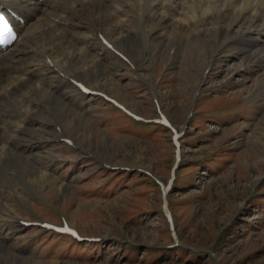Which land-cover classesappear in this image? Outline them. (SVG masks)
I'll list each match as a JSON object with an SVG mask.
<instances>
[{
	"label": "rangeland",
	"instance_id": "374dc122",
	"mask_svg": "<svg viewBox=\"0 0 264 264\" xmlns=\"http://www.w3.org/2000/svg\"><path fill=\"white\" fill-rule=\"evenodd\" d=\"M127 16L117 35L130 39L120 49L132 67L89 45L76 54V65L52 78L54 87L65 82L68 101L57 114L43 106L24 135L20 147L33 165L20 177L9 175L20 162L0 152V264H264V78L254 80V62L229 77L245 58L230 43L216 53L231 36L220 38L218 20L176 27L159 18L144 24L136 12ZM105 32L115 43L114 30ZM179 33L183 39L169 48ZM66 75L144 118L157 117V100L183 131L182 158L167 196L173 231L157 184L166 183L174 165L168 130L135 125L102 98L82 96ZM52 131L63 137L53 138ZM62 219L100 241L76 242L20 224Z\"/></svg>",
	"mask_w": 264,
	"mask_h": 264
},
{
	"label": "bare ground",
	"instance_id": "6f19581e",
	"mask_svg": "<svg viewBox=\"0 0 264 264\" xmlns=\"http://www.w3.org/2000/svg\"><path fill=\"white\" fill-rule=\"evenodd\" d=\"M134 12L144 24L146 20L159 18L176 27L206 26L218 20L220 38L228 35V31L231 36L217 47L216 53L230 43L245 58L239 67L232 61L235 67L229 71V77L235 78L240 74L238 68L254 62L257 70L254 80L264 78V0H0V14L18 32V39L11 46L0 48V152L9 157L10 163L15 159L20 162L19 167L7 174L20 177L23 169L33 165L30 152L26 154L28 150L20 144L24 135L32 132L42 107L57 114L64 106L60 102L68 101L62 79L57 87L52 86L54 75L58 76L67 64L76 65V54L85 53L89 45L94 51H110L99 39L100 34L115 50L128 56L120 48H127L130 39L117 34L125 21L122 16L132 17ZM111 30L115 43L105 32ZM179 35L168 42L169 48L176 45L177 37L183 39ZM139 38L143 43L148 41V35ZM67 75L69 84L78 82ZM57 125L54 129L60 126ZM51 135L63 137L53 131ZM4 166L0 157V168Z\"/></svg>",
	"mask_w": 264,
	"mask_h": 264
},
{
	"label": "snow or ice",
	"instance_id": "6c2138e0",
	"mask_svg": "<svg viewBox=\"0 0 264 264\" xmlns=\"http://www.w3.org/2000/svg\"><path fill=\"white\" fill-rule=\"evenodd\" d=\"M0 25H4V30L2 32H0V36L4 35V34H7L9 36H11L12 34V29L10 27L7 26V24L5 23V18L0 16ZM85 91H87V89H85ZM50 227V226H49ZM59 231H62V232H69L70 230L67 229V228H63V229H60ZM72 235H76L75 233H72Z\"/></svg>",
	"mask_w": 264,
	"mask_h": 264
}]
</instances>
